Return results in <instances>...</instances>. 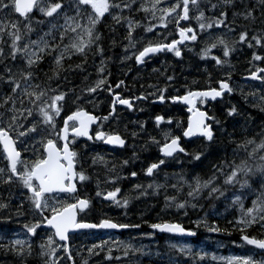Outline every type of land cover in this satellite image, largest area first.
I'll use <instances>...</instances> for the list:
<instances>
[{
	"label": "snow or ice",
	"instance_id": "snow-or-ice-1",
	"mask_svg": "<svg viewBox=\"0 0 264 264\" xmlns=\"http://www.w3.org/2000/svg\"><path fill=\"white\" fill-rule=\"evenodd\" d=\"M258 2L261 7H264V0H258ZM135 3L136 0H119V2L117 0H0V12L5 13V16L0 18V64H3V68L0 70V84L6 85V90L0 89V147H2L4 158L7 161L6 166L0 168V182L5 184L18 182L31 193L30 205L41 219L31 225H24L28 233L37 234V229L41 225H47L52 230V235L47 236L46 243L40 244L41 255L55 257L57 250L62 249L68 253L67 259L71 261L73 257L67 243L57 244L56 247L53 245L56 244L54 237L66 242L69 239V233L74 230L139 227V225L116 223L111 219H101L97 223L78 220V211L83 212L89 206L90 201L87 198L75 197L73 203L59 200L50 202V197L46 195L52 193L75 194L77 192L76 182L89 179L83 162H81V153L75 147L76 138L87 137L88 140H100L109 145L121 147L125 145V139L118 133H106L98 126L93 135L90 134V128L98 121L108 120L115 113L116 104L126 105L131 109L133 104L130 98H122L118 92L114 93L108 116H95L82 107H76L74 111L61 117L68 93L60 90L59 84L56 88L51 87L49 81L59 80L62 72L72 69V65H69L67 69L64 66L65 59L72 55L78 54L84 57L82 61L84 63L88 52L94 45L97 53L103 52L99 43L101 34L97 25L101 23L106 14L117 24L124 21L127 25L125 38L128 40V45L126 50L135 48L138 41L133 37V32L140 26V21L123 15V10H130ZM163 3L164 0H152L151 8L141 4L137 10L151 11L153 18L158 19L160 26L164 28H167L168 22H174L178 27L179 39L173 38L170 42H165L167 38L164 37L157 42L148 41L141 49L132 53L137 64H143L146 58L150 59L152 55L163 52H171L176 57H180L181 49L177 45L184 41L197 40V32L191 26H180L181 20L190 21L194 18L202 31L220 25L227 27V12L221 11L218 17L209 20L200 8L201 0H176L175 3L168 6L158 7ZM222 3L234 5V0H222ZM211 7L216 8L217 5L213 4ZM157 11L160 12L159 17H156ZM193 11L198 13L194 17L190 16V12ZM254 12V7L246 8L242 12H234L233 16H241L245 20L254 22L256 20ZM37 15H40L42 19H36ZM13 16L15 19H10ZM34 23L46 25L48 28V31L43 32V35H38L37 39L29 37V34L35 31ZM155 27L156 25L152 24L144 30L152 32ZM229 31H234V29L229 28ZM209 35L211 37V34ZM237 35L238 40L234 41V44L247 43L251 48L254 42L255 45L264 46L259 35H252L249 39L247 28L239 31ZM48 36H52L53 41L58 39L59 42L49 43L45 39ZM5 45L7 51H5ZM218 45L222 47L224 57H228L235 50L234 47L229 46L224 37L217 36L213 42L201 50L202 58H208L211 50L217 48ZM45 55L52 56L54 66L51 69L52 74L47 76L46 81L41 82L38 76V66L44 60ZM124 58L130 57L125 56ZM211 58L217 65L228 63L226 59L221 60L218 56ZM253 59L264 60V57L253 52ZM4 61H9V63H4ZM12 62H16V71H13V67L10 66ZM103 65L104 61L102 60L101 67L98 69L101 73L104 72ZM75 67L79 68L81 65ZM260 74H264V68H257L256 71L250 73L252 79L264 82V75ZM167 79L172 80L173 77L168 76ZM106 81V77L98 79L93 86L87 87L85 91L95 93L106 84ZM123 84L124 81L121 80L115 87L120 88ZM217 84L218 87H209L205 90L189 89L183 95H173L167 98L173 102L179 101L190 106L188 111L192 115L187 120V126L182 129V137H195L205 142L200 146L199 151L190 154L192 161H199L202 157L211 156V149L217 145V129L213 128V124L221 125L220 120L196 107L198 102L203 104L206 100H216L218 97H222L225 92H233V88L226 80H219ZM107 90L112 92V87L108 86ZM165 91L166 89H158L157 99L160 102H164L166 99ZM142 98L146 97H135L134 99ZM80 99V96H76L72 103L75 104ZM260 99L264 101V96H261ZM261 111H264V108H261ZM226 112L228 117L238 114L235 106H231ZM57 117H61L62 121L59 127L56 122ZM154 119L157 126L165 121V117L161 115H156ZM166 122L171 124L172 118L168 117ZM177 126H180L179 121H177ZM141 128H143V124H141ZM219 131L227 137V143L231 146L232 158L219 159L212 165L211 174L207 178L199 174L188 178L183 174H175L178 181L171 187L179 191L180 188L187 185L189 189L187 197L193 199L200 197L205 190H207L208 197L216 199L219 196H225V191L229 187L239 186L240 189H247L250 193L256 192L258 188L259 195L252 201V206L247 208L242 203L243 192L239 195L235 192L232 193L233 203L239 204L242 210L235 227L241 233L240 240L246 245L252 246L253 250L249 254L228 257L227 264H264V130L255 136H237L228 132L221 125ZM132 135L135 136L136 133L133 132ZM150 141L157 147L159 155L155 162L150 163L143 170L148 176L159 171L161 166L165 165L166 159L175 161L178 154L189 155L187 149L181 144V135H174L170 130L162 133V139L150 137ZM30 146L34 153L38 152L39 154L34 160L23 161L21 153L28 151ZM97 163L106 162L102 156L97 154L92 157V164ZM127 163V160L123 161V164ZM77 164H80L79 170H77ZM130 175L135 177L137 173L133 171ZM119 178V176H114L111 179L115 182ZM135 187L137 189L144 188L140 184ZM147 187L155 191L164 185L149 184ZM120 191V188L116 187L112 191L106 192L105 199L127 206V198L122 201L117 199V194ZM140 194L145 195L146 191H141ZM96 195L100 196L101 193L98 191ZM165 201L166 206H175L178 209H184L188 203L187 200L177 202L175 196H165ZM192 206L195 207V205ZM7 207L6 203H0V209ZM46 212L49 214L45 215ZM253 225H258L261 229L260 237L247 234V229ZM150 227L162 233L196 235L195 231L186 229L180 223L164 221L153 223ZM208 231L219 232L221 229L208 226ZM107 243L108 241L101 240L99 244H93L87 251L90 254H98L95 250H103ZM125 247L130 249L132 245L128 244ZM171 247L175 248L176 245L173 244ZM0 248L11 250L21 257L26 253H31V245L26 248L25 242L19 239L11 241L10 245L0 244ZM136 251L140 250L136 249ZM179 251L189 255L193 254L190 245H182ZM110 252L111 249H109ZM123 255L127 256L128 251L125 250ZM194 255L203 260L206 254L202 255L197 252ZM108 259H112L110 254ZM45 264H57V261L53 259L46 261ZM84 264H87V261ZM168 264H175V262L169 258Z\"/></svg>",
	"mask_w": 264,
	"mask_h": 264
},
{
	"label": "trees",
	"instance_id": "trees-1",
	"mask_svg": "<svg viewBox=\"0 0 264 264\" xmlns=\"http://www.w3.org/2000/svg\"><path fill=\"white\" fill-rule=\"evenodd\" d=\"M175 2L176 0H164V3L158 7L168 6ZM151 3L152 0H136L130 10H123L124 16L140 21V26L133 32V37L138 42L135 48L127 49L131 53L130 60L122 62L119 58V52L126 50L128 45V40L125 38L127 36V25L125 27L123 21L119 24L115 23L106 14L101 23L97 25V29L101 34L99 43L103 52L97 53L94 45L88 52L84 63H82L84 57L78 54L65 59V68L67 69L69 65H72V69L62 72L59 80L53 79L49 81L51 87L56 88L57 84H59L60 90L68 94L82 93L86 92L85 89L87 87L93 86L98 79L106 77V85L109 82L114 85L122 80L124 81L123 93L138 94L144 90L146 82L144 78L155 81L158 79L159 74L165 73L167 76L174 77V81L180 85L181 91H185L201 87H212L219 80L241 79L243 75L251 73L254 69L264 67V60L253 59V52L264 57V46L255 45L253 42V47L250 48L247 43H233L238 40L237 34L244 28H247L249 32V39L252 35H259L262 38V43H264V7H261L258 0H234V5H224L220 0H202L200 8L209 20L218 17L221 11L227 12V27L220 25L202 31L198 27V22L193 18L190 23L191 25L193 24L192 26L197 32V40L192 41L185 48L181 58L176 57V69L173 71L169 68L167 69L160 62L161 57L157 55L156 62L153 61L146 72H136L132 69L136 66L135 58L132 55L133 52L141 49L148 41L155 42L164 37L167 38L166 42L172 40V29L169 27L171 22H168L166 33L164 34L159 20L153 18L151 11L137 10L141 4L151 8ZM213 4L217 5V7L212 8L211 5ZM252 7L255 8L256 20L254 22L245 20L241 16H233L234 12H242L246 8ZM197 14L193 11L191 16L194 17ZM4 16L5 13L0 12V18ZM159 16L160 12L157 11L156 17ZM10 19H15V16L10 17ZM36 19H42V17L37 15ZM152 24H155L156 27L152 32H146L144 29ZM33 28L35 31L29 34L31 39H37L38 35H43V32L48 31L46 25L34 23ZM229 28H233L234 31H229ZM209 34H211V37ZM217 36L224 37L229 46L234 47L235 50L228 57H224L222 47L218 45L217 48L211 50L208 58H202L201 50L207 44L213 42ZM45 39L49 43L59 42L58 39L53 41L52 36L45 37ZM65 43H67V40H65ZM4 47L5 51H7V46L5 45ZM212 56H218L221 60L226 59L228 63L217 65L211 58ZM102 60L104 61V72L101 73L98 69L101 67ZM4 63H9V61H4ZM15 64L16 62L10 64L13 67V71H16ZM76 65H81V67L77 68L75 67ZM53 66L52 56L45 55L44 60L38 66V76L41 82L46 81L47 76L52 74L51 69ZM2 68L3 64H0V70ZM253 85V82L239 81L234 94L216 104L211 112V115L220 120L221 125L228 132L237 136H255L264 130V111H261V108H264V101L260 99L261 96H264V83L256 84L257 90L252 88ZM0 89L6 90V85L0 84ZM97 92L108 93L107 90L102 91V89H98L95 93ZM231 106L237 108L238 114L228 117L226 110ZM58 118H56L57 126ZM183 123H185V120ZM221 125H214L215 129H217V145L211 149V156L202 157L199 161L191 160L190 154L199 151L200 146L205 143L200 139H196L188 142L190 144L189 155L181 154L175 161L166 162L156 173L158 176L155 179L154 177L146 178L143 189H138L136 192L135 189L137 188L134 187L137 184H134L133 180H126L129 192L126 195L128 199L127 206H122V210L108 214H111L114 219L119 220L121 223L139 225V227H131L130 230L122 233L116 239V242H108L103 250H95L98 254L84 256L82 257L83 261L77 264H84L85 261H87V264H168L169 258L175 264H227L228 257L249 254L253 250L252 247L240 240L241 233L235 227L242 210L239 204L233 203L232 193L235 192L239 195L243 192L242 203L247 208L252 206V201L259 195L258 188L256 192L250 193L247 189H240L239 186L235 188L229 187L225 191V196H219L216 199L208 197L207 190H205L200 197L193 199L187 197L189 190L187 185L180 188L179 191L171 187L172 184H177L178 181V177L175 174H183L186 178L199 174L207 178L211 174L212 165L217 163L219 159L224 157L232 158L231 146L227 143V137L219 131ZM144 145L145 143L141 144L143 147ZM146 151L147 149L139 151L143 161L146 159L144 155ZM31 160L33 158L29 161ZM6 164L7 161L4 158L3 149L0 147V168L5 167ZM149 184H160L164 185V187L154 191L152 188L147 187ZM19 185L18 182H15V184L0 182V203L8 205L7 208L0 209V244L10 245L11 237L17 231L18 225L24 222L23 219L20 220L18 217L25 218L32 211L30 201L26 198L24 190ZM141 191H146V194L141 195ZM165 196H175L177 202L187 200L188 203L184 209L166 206ZM192 205H195V207ZM94 214H99V212L96 211ZM164 221L182 223L186 227L194 228L197 234L192 239L184 241L159 234H156V237L148 236L152 234L151 224ZM197 222L199 223L197 224ZM208 226L219 227L221 231L210 232L208 231ZM247 234L260 237L262 231L258 225H253L247 229ZM85 235L94 237L89 233ZM125 237L124 243L119 242ZM98 239L101 241V239L105 238ZM128 244H131L132 248L126 249L125 246ZM173 244L176 245L175 248L171 247ZM181 244L190 245L193 254L181 253L178 248ZM109 249H111L110 253ZM136 249L140 251H136ZM125 250L128 251L127 256L123 255ZM86 252L87 249L85 250ZM197 252L202 255L206 254L203 260L194 255ZM11 253L14 252L0 248V264H9L8 262L5 263L4 260L2 261V259L3 255ZM109 254L112 259H108ZM14 258L16 259L14 264H28L29 262L30 264H35V262L44 264L38 252L34 253L32 251L29 260L27 253L23 257L16 255Z\"/></svg>",
	"mask_w": 264,
	"mask_h": 264
},
{
	"label": "flooded vegetation",
	"instance_id": "flooded-vegetation-1",
	"mask_svg": "<svg viewBox=\"0 0 264 264\" xmlns=\"http://www.w3.org/2000/svg\"><path fill=\"white\" fill-rule=\"evenodd\" d=\"M180 26H191V24L189 22H183L180 24ZM162 28L164 29V27ZM171 29L172 39H176L178 29L174 22H171ZM185 48L186 46L180 48L183 49L181 50L182 55L185 51ZM157 55L161 57L160 62L167 69L169 68L171 69V71L176 69V56L174 55V53L163 52L157 53ZM157 55H152L150 59L145 60V63L142 66L139 65V67L136 65L137 67H133V70H135L136 72H146V70L150 67L151 62L153 60H155L156 62ZM168 76L165 73H161L159 74L160 78L158 77V79L155 81L144 78V80L146 81L144 90L140 91L138 94H133L131 92L123 93L122 91L124 90V85H121L120 88L115 87V85L119 81L114 85L109 82L107 85L105 84L104 87L102 86L100 88L102 89V91H105L107 90L108 86H111L113 93L119 92L122 98H130L133 107L129 109L125 105L116 104L115 113L110 116L108 120H105L103 122L98 121L97 123L93 124L90 128V134L94 135L95 130H97L99 126L106 133H118L122 135V137L126 141V144L123 147H111L100 140H88L87 137L76 138L75 147L76 150L81 153V162H83L84 169L86 170V174L89 176V179L83 182H76L77 192L75 194H46L50 197V202L59 200L61 202L73 203L75 202V197L87 198L90 201L89 206L83 212L78 211V220H83L85 222H99V220L105 218L116 220L111 214H108L109 211L111 212V208L109 209L107 201L109 203L113 201L103 198L102 194L104 190L108 192L112 191L116 187H119L121 191L117 194V199L122 201L129 193L127 190L128 185L126 183V180H133L134 184H140L144 186L146 178L150 179L153 177L156 178L158 176V174H156L157 172L152 176H148L143 171L150 163L155 162L156 158L159 155L158 149L154 144L151 143L150 137H156V139L160 140L162 139V133L164 131L170 130L174 135H181L182 146H184L187 151L190 149V144H188V142H192L194 140H188L187 138L182 137V129L187 126V120L191 114V112L188 111L189 106L179 101L173 102L170 99H167L168 97H171L173 95H183L187 90L181 91L180 85H178L176 81H174V77L172 80H168ZM231 81H236V79H233ZM217 85L218 84L214 85V87H216ZM204 88L209 87H201L195 89ZM158 89H166L164 93L166 99L164 102H160L157 99V96L159 95ZM232 93H234V91ZM232 93L226 92L224 94H227L225 97L223 95L221 98L216 100H206L203 104L198 102L196 107L206 110L210 114L216 104L226 99ZM76 96H80L81 99L73 104L72 100L75 99ZM135 97L146 98L134 99ZM73 99H66L61 117H63L65 114L70 113L71 111H74L76 107H82L84 108V110L95 116H108L109 112L111 111L113 95L109 91L108 93L82 92L74 95ZM156 115L165 117V121L161 122L159 126L156 125L154 119ZM61 117L58 118V127L62 124ZM168 117L172 118L171 124H168L166 122ZM184 120L185 123H183ZM177 121L180 122V126H177ZM141 124H143V128H141ZM133 132L136 133L135 136L132 135ZM69 137L71 139L72 135L69 134ZM200 140L203 141L202 139ZM142 143H145L144 147L141 146ZM137 148H139V151L147 149L146 153L144 154L146 157L144 161L141 159V154L136 151ZM23 154L25 158H29L31 156V151L28 149V151L23 152ZM97 154L102 156L106 163L92 164V157L96 156ZM125 160L128 161L127 164H123V161ZM170 160L171 159H166V162ZM113 166L115 167L113 168ZM130 166H134V168L127 172V169ZM79 168L80 164H77V170H79ZM133 171L137 173L135 177L130 175V173ZM114 176H119L120 178L113 182L111 178ZM13 184H15V181L13 182ZM137 190L138 189H135L136 192ZM98 191L101 193L100 196L96 195ZM25 192L28 196H31V193L28 192L27 189L25 190ZM113 203L117 204L115 202ZM118 205L123 206L122 203ZM97 208L99 209L97 210ZM96 211H98L99 214H94L96 213ZM48 214L49 213L47 212L45 213V215ZM40 219L41 217L35 213V215H33L32 223ZM85 233L86 231H82L76 234H72L71 236V238L73 237L72 247L74 250V260L76 261V263L83 261L82 257L88 256L90 254L88 251L85 253V250L96 242V238L94 237L85 238L83 236L85 235ZM47 234H52V231H50L44 225H41V227L37 229V234L33 235L25 230V233L21 235L19 240L24 241L26 247L28 245H31V252L33 251L34 253L38 252L39 254H41V249L38 242L45 241ZM34 242H36V244ZM29 256L30 254H27L28 260ZM28 264H30V262ZM35 264L38 263L35 262Z\"/></svg>",
	"mask_w": 264,
	"mask_h": 264
},
{
	"label": "rangeland",
	"instance_id": "rangeland-1",
	"mask_svg": "<svg viewBox=\"0 0 264 264\" xmlns=\"http://www.w3.org/2000/svg\"><path fill=\"white\" fill-rule=\"evenodd\" d=\"M220 1L222 2V0H220ZM194 12H195V11H194ZM148 33H149V32H148ZM130 55H131V53H130L129 51H127V50H124V51H122V52H119V58H120V60H121L122 62H124L125 60H130V58H128V59H125V58H124L125 56L130 57ZM235 83H236V85H235L234 89H236V86H238L239 81H236ZM252 88L255 89V90L258 89L257 85H255V84L252 86ZM78 93H80V92H76V93L68 94V98H66V99H68V100H72V99H73V96L76 95V94H78ZM132 145H134V144H132ZM136 151L139 152V148H137ZM44 243H46V240H45ZM56 245H57V244H54L53 247H56ZM181 246H182V244H181L180 246H178V248H180ZM59 250H60V249H58L57 251L59 252ZM35 255H36V254H35ZM14 257H16L15 253L5 254V255H3V259H2V261L4 260L5 263L8 262L9 264H10V263L14 264V262H15V260H16ZM15 264H16V263H15Z\"/></svg>",
	"mask_w": 264,
	"mask_h": 264
},
{
	"label": "water",
	"instance_id": "water-1",
	"mask_svg": "<svg viewBox=\"0 0 264 264\" xmlns=\"http://www.w3.org/2000/svg\"><path fill=\"white\" fill-rule=\"evenodd\" d=\"M181 21H183V20H181ZM180 21V22H181ZM178 39H179V34H178ZM187 42H190V41H184L183 43H181V44H179V45H177V47L178 46H180V45H184L185 43H187ZM138 65H141V64H138ZM259 74V73H258ZM246 79H252L251 78V75H248V76H246L245 77ZM253 80H255V79H253ZM121 96V95H120ZM218 98H221V97H218ZM210 100V99H209ZM126 106V105H125ZM190 107V106H189ZM201 111V110H200ZM204 112H206V111H204ZM193 138V137H192ZM189 139H191V138H189ZM126 142V141H125ZM109 145V144H108ZM109 146H115V147H121V146H117V145H109ZM125 146V145H124ZM46 227H48L47 225H45ZM124 229H127V228H124ZM124 229H107V230H111V231H116V232H118V231H122V230H124ZM79 230H89V229H78V230H74V231H72V232H75V231H79ZM155 230V229H154ZM157 231H159V230H157ZM71 233V232H70ZM69 233V234H70ZM171 234V233H170ZM175 236H178V237H185V238H189V237H191V236H188V235H181V234H174ZM57 239L59 240V238L57 237ZM60 241V240H59ZM60 242H65V241H60ZM66 243L68 244V246H69V239H68V241H66Z\"/></svg>",
	"mask_w": 264,
	"mask_h": 264
},
{
	"label": "bare ground",
	"instance_id": "bare-ground-1",
	"mask_svg": "<svg viewBox=\"0 0 264 264\" xmlns=\"http://www.w3.org/2000/svg\"><path fill=\"white\" fill-rule=\"evenodd\" d=\"M182 48H183V47H182ZM181 50H183V49H181ZM143 64H144V63H143ZM143 64H142V65H143ZM142 65H141V66H142ZM226 95H227V94H226ZM226 95H224V97H225ZM222 99H223V98H222ZM188 140H189V139H188Z\"/></svg>",
	"mask_w": 264,
	"mask_h": 264
}]
</instances>
